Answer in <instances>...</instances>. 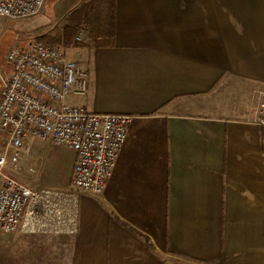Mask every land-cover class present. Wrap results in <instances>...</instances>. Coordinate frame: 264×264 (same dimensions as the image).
<instances>
[{"label":"crops","instance_id":"crops-1","mask_svg":"<svg viewBox=\"0 0 264 264\" xmlns=\"http://www.w3.org/2000/svg\"><path fill=\"white\" fill-rule=\"evenodd\" d=\"M84 40L82 105L133 119L67 264H264V0H116L114 45ZM64 147L25 164L66 186Z\"/></svg>","mask_w":264,"mask_h":264},{"label":"built area","instance_id":"built-area-1","mask_svg":"<svg viewBox=\"0 0 264 264\" xmlns=\"http://www.w3.org/2000/svg\"><path fill=\"white\" fill-rule=\"evenodd\" d=\"M46 0H0V15L12 19L38 14ZM84 27V26H83ZM81 30L77 40L84 39ZM84 57L35 41L7 52L11 71L1 77L0 231L75 235L81 194L100 195L113 173L133 116L98 112L68 102L88 91ZM256 122L264 127V100ZM37 141L65 146L75 153L69 184L33 187L12 173Z\"/></svg>","mask_w":264,"mask_h":264},{"label":"rangeland","instance_id":"rangeland-1","mask_svg":"<svg viewBox=\"0 0 264 264\" xmlns=\"http://www.w3.org/2000/svg\"><path fill=\"white\" fill-rule=\"evenodd\" d=\"M78 1L80 0H46L38 14L25 18L12 19L0 15V88L1 77H6L11 71V64L7 60L8 50L13 46L28 47L36 41L37 36L44 32L51 33L61 27L68 20L70 10L77 5ZM79 49L67 48L69 57L73 58L81 53ZM83 98L84 96H73L68 99V102L82 105ZM4 146L5 137L0 133V152ZM68 152L71 153V151ZM28 156L30 154L25 155L20 161L19 172L12 174L30 185L35 184H32L28 178L41 181V187L51 185L56 187L55 185L60 181V178H57L60 165L51 163L46 170L44 168L43 171H38L37 167L36 170H30L25 164ZM75 235L0 231V264H67L71 248L70 239Z\"/></svg>","mask_w":264,"mask_h":264},{"label":"trees","instance_id":"trees-1","mask_svg":"<svg viewBox=\"0 0 264 264\" xmlns=\"http://www.w3.org/2000/svg\"><path fill=\"white\" fill-rule=\"evenodd\" d=\"M84 26V27H83ZM83 30L87 40L96 46H112L116 33V0H86L68 14V20L51 33L41 34L36 41L62 49L85 46L86 41L77 40Z\"/></svg>","mask_w":264,"mask_h":264}]
</instances>
